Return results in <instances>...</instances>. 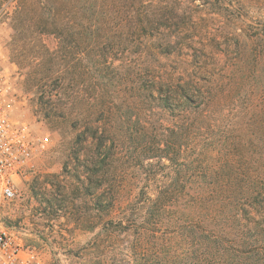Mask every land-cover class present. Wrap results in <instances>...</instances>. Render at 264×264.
Segmentation results:
<instances>
[{
	"label": "rangeland",
	"instance_id": "obj_1",
	"mask_svg": "<svg viewBox=\"0 0 264 264\" xmlns=\"http://www.w3.org/2000/svg\"><path fill=\"white\" fill-rule=\"evenodd\" d=\"M0 43L11 118L49 136L0 216L44 264H148L121 262L133 237L105 239V226L151 164L165 176L183 119L186 158L232 180L218 167L241 163L260 192L244 238L263 249L232 264H264V0H0ZM182 94L202 96L197 113Z\"/></svg>",
	"mask_w": 264,
	"mask_h": 264
},
{
	"label": "trees",
	"instance_id": "obj_2",
	"mask_svg": "<svg viewBox=\"0 0 264 264\" xmlns=\"http://www.w3.org/2000/svg\"><path fill=\"white\" fill-rule=\"evenodd\" d=\"M95 13L92 9V16ZM182 96L184 110L188 106L192 113H197L202 96L196 106L185 94ZM165 107L171 108L167 100ZM188 121L181 120L177 140L164 141L162 157L169 160L168 164H162L167 168L165 176L159 179L157 169H154L156 165L151 164L153 173L147 184L140 187L135 200L121 207L118 220L106 223L114 222L111 229L105 226V239L111 238L112 232H116L118 238L133 237L134 243L129 246L133 250L128 246L129 253L118 250L121 262L133 258L143 259L148 264L160 260L167 264H211L215 261L232 264L236 260L242 261L244 255L260 256L263 245L256 238L250 242L244 238L245 228L256 223L251 213L256 209L260 192L253 190V182L239 177L244 167L241 163L225 165L227 162H222L223 165L218 167L222 171L236 172L232 180L223 179V173L221 178L214 177L211 162L186 158L193 125ZM179 153L183 160L173 162ZM172 173H175L174 177ZM88 194L93 195L92 192ZM98 202L97 197V206ZM115 202L111 199L106 209L111 210Z\"/></svg>",
	"mask_w": 264,
	"mask_h": 264
},
{
	"label": "built area",
	"instance_id": "obj_3",
	"mask_svg": "<svg viewBox=\"0 0 264 264\" xmlns=\"http://www.w3.org/2000/svg\"><path fill=\"white\" fill-rule=\"evenodd\" d=\"M5 53L0 43V207L18 193V180L32 170L46 150L47 134H39L11 118L7 103ZM0 264H44L39 253L23 242L20 231L0 216Z\"/></svg>",
	"mask_w": 264,
	"mask_h": 264
}]
</instances>
